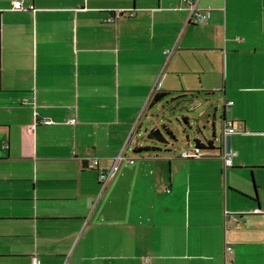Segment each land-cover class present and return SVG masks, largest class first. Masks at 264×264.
Segmentation results:
<instances>
[{"label": "crops", "instance_id": "obj_1", "mask_svg": "<svg viewBox=\"0 0 264 264\" xmlns=\"http://www.w3.org/2000/svg\"><path fill=\"white\" fill-rule=\"evenodd\" d=\"M21 1L0 0V264H264V0H196L203 22L180 0ZM159 88L220 95L230 165L224 140L146 137ZM91 157L115 164L103 188Z\"/></svg>", "mask_w": 264, "mask_h": 264}, {"label": "rangeland", "instance_id": "obj_2", "mask_svg": "<svg viewBox=\"0 0 264 264\" xmlns=\"http://www.w3.org/2000/svg\"><path fill=\"white\" fill-rule=\"evenodd\" d=\"M222 107V98L218 93H211L209 95L202 94L191 102L188 100L184 102L162 100L156 105L149 107L151 108L150 117H152L150 122L160 126L166 135L168 134L162 124H166L171 129L172 133L175 135L174 138H171V151L178 154L180 150L187 145L193 148L197 138L203 140L204 137H211L213 130L215 135L213 142L216 144V147L200 148V153L217 152V146L220 145L219 137L222 135ZM183 115H186L187 121L184 120L182 117ZM187 138L188 143L186 142ZM158 143L162 144V142ZM253 177L255 180L254 175ZM247 180L250 186L253 187L249 172ZM256 184L261 186L260 183L256 182Z\"/></svg>", "mask_w": 264, "mask_h": 264}, {"label": "built area", "instance_id": "obj_3", "mask_svg": "<svg viewBox=\"0 0 264 264\" xmlns=\"http://www.w3.org/2000/svg\"><path fill=\"white\" fill-rule=\"evenodd\" d=\"M183 5L187 9V19L193 22H203L209 15H210V6L200 7L197 5L196 0H180V3L178 4ZM12 7L14 8H25V6L22 4L21 0H12ZM112 17H109L111 19ZM42 121H49V119L43 117L40 118ZM70 120L74 121L73 118H70ZM234 129L232 123L230 120H226L223 122L222 126V135L225 136L226 133H230ZM179 154L181 156H198L200 155V151L194 145L193 148H190L187 146L183 147ZM222 160L223 165L228 166L231 164V151L224 149L222 152ZM87 164L89 166L96 167L97 169V178L100 184V187L103 188L108 183L109 179L114 173L115 170V164L109 166V167H103L98 164V160L96 157H91L88 159ZM227 250H231V247L229 245L226 246ZM31 264H39V259L37 255H34L31 259ZM143 264V263H142Z\"/></svg>", "mask_w": 264, "mask_h": 264}, {"label": "trees", "instance_id": "obj_4", "mask_svg": "<svg viewBox=\"0 0 264 264\" xmlns=\"http://www.w3.org/2000/svg\"><path fill=\"white\" fill-rule=\"evenodd\" d=\"M173 90L171 89H165V88H159L156 89L151 97H150V104L156 103V102H160L162 100H175L177 102L180 101H192L193 99H196L198 94V90H189V95L187 96L186 93H178L176 95H170L172 93ZM213 92L212 89H203L202 90V94L204 95H209ZM184 118L185 121H187V117L186 115L182 116ZM221 118L226 121L227 119L221 114ZM230 122L232 123V121L230 120ZM162 126L164 127L165 131L167 132L168 135H166L163 130L160 128V126L158 125H153L151 127H149L146 131V137L153 140V141H158V142H162V144L165 141H169L171 142V138H174V135L171 131V129L166 125V124H162ZM195 145L198 148V150L200 151V148H214L216 147V145L213 142V138L208 137L205 138L203 140L201 139H196L195 141ZM156 148V146L151 145V144H143V145H137L135 147V151L136 152H142V151H146V152H152L154 153V149ZM201 154V153H200ZM187 157V156H186Z\"/></svg>", "mask_w": 264, "mask_h": 264}, {"label": "water", "instance_id": "obj_5", "mask_svg": "<svg viewBox=\"0 0 264 264\" xmlns=\"http://www.w3.org/2000/svg\"><path fill=\"white\" fill-rule=\"evenodd\" d=\"M212 125H213V123H212ZM214 136H215L214 131L212 130L211 138H213ZM221 136H222V138H221ZM221 136L219 137V139L224 140V147H225V149L229 150L230 149V140H229L230 133H226L224 137H223V135H221ZM204 139H205V137H204Z\"/></svg>", "mask_w": 264, "mask_h": 264}]
</instances>
